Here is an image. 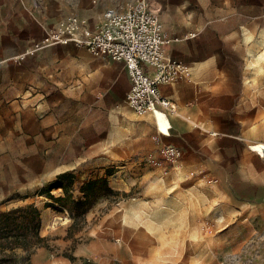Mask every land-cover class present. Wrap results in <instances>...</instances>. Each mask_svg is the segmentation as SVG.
<instances>
[{
    "label": "rangeland",
    "instance_id": "obj_1",
    "mask_svg": "<svg viewBox=\"0 0 264 264\" xmlns=\"http://www.w3.org/2000/svg\"><path fill=\"white\" fill-rule=\"evenodd\" d=\"M133 1L30 0V3L36 2L43 10L52 12L57 24L69 15H77L91 31L85 16L88 6L108 2V8L127 7ZM235 2L151 0L152 9L165 27L177 31L190 29L185 33H169L174 41L184 39L192 29L233 25ZM261 32L246 53V84L248 88H256V99L264 98V57L257 58L264 54V49L256 53L257 42H263ZM41 38L31 39L15 59L23 63L51 47L28 53ZM57 45L84 47L74 42ZM251 51L256 53L254 57ZM53 78L42 73V84L28 83L14 98L37 97L31 106L37 109L47 106L56 90ZM123 87L127 92L130 89L127 81ZM112 99L109 116L97 117L99 111L93 119L94 113L84 104L80 120L88 129L94 123L109 120L117 125L125 120L132 135L142 131L152 141L145 154L132 153L109 163L99 156L94 158L96 153L92 151L83 153L69 148L63 151L59 147L50 152L47 147L42 152L37 144L26 147L17 136L10 138L19 119L12 118L9 110L12 99L1 97L0 211L34 203L42 212L41 234L49 237L50 246L38 247L30 263L264 264V158L241 145H234L231 152H221L223 145L213 139L214 143L188 146L189 152L179 146L182 155L172 161L160 152L167 136L159 131L155 118L135 113L123 94ZM105 106L102 111H107ZM47 113L40 112L38 117L42 119ZM176 115L184 118L179 112ZM252 131L256 139H264V116L253 125ZM261 147L264 156V145ZM84 155L87 160L77 164L78 157ZM63 162H74L77 168L58 173L64 168ZM69 173L73 180L60 177ZM102 177L108 179L116 194L100 197L86 214L84 227L73 231V237L65 238L73 219L67 210L47 207L52 199L42 191L51 183L62 181L77 198L84 182ZM51 193L59 196L64 191L54 189ZM107 228L111 230L107 232ZM66 255H73L74 259Z\"/></svg>",
    "mask_w": 264,
    "mask_h": 264
},
{
    "label": "crops",
    "instance_id": "obj_2",
    "mask_svg": "<svg viewBox=\"0 0 264 264\" xmlns=\"http://www.w3.org/2000/svg\"><path fill=\"white\" fill-rule=\"evenodd\" d=\"M233 1H236L233 8L236 23L192 29L194 36L190 32L168 47L171 57L189 65L190 75L161 85L162 94L176 103L184 118L168 114L170 122L163 111H157V126L161 133H170L164 135L167 142L185 152L193 144L214 143V139L226 146V149L222 146L221 152H231L234 145H241L263 159L264 139H256L252 128L264 116V98L256 99V88H248L246 84V53L261 31L263 42H257L256 53L264 49V0ZM88 7L85 16L91 31H95L109 4L101 2ZM55 18L52 12L30 0H0V101L1 97H10L12 118L19 119L14 122L10 138L17 136L26 147L37 144L42 152L47 147L50 152L59 147L63 151L67 148L83 153L92 151L96 153L94 158L99 156L109 163L132 153L145 154L152 141L142 131L132 135L125 120L117 125L109 120L94 123L89 129L80 120L84 104L94 113L93 119L99 111L97 117L109 116L112 96L127 95L123 82L127 81L129 87L131 79L124 62L74 45L51 46L23 63L15 59L31 39L43 37L57 24ZM189 30L168 29V34ZM256 53L251 51L253 57ZM42 73L53 75L56 84L47 106L38 109L31 106L37 97L14 98L28 83L42 84ZM5 80L6 84L1 83ZM102 106L107 111H102ZM40 112L48 113L40 119ZM154 116L149 113V118ZM86 160L85 155L79 156L77 164ZM63 163L64 168L58 173L77 168L74 162Z\"/></svg>",
    "mask_w": 264,
    "mask_h": 264
},
{
    "label": "built area",
    "instance_id": "obj_3",
    "mask_svg": "<svg viewBox=\"0 0 264 264\" xmlns=\"http://www.w3.org/2000/svg\"><path fill=\"white\" fill-rule=\"evenodd\" d=\"M71 42L86 47L95 55L125 63L131 79L126 100L137 114L156 115L157 111L178 114L176 103L162 94L161 85L189 77L190 68L168 54L174 38L152 9L151 0H134L127 7L106 9L95 31L88 30L77 15H69L47 30L28 53ZM160 152L172 161L182 155L179 146L165 141H162Z\"/></svg>",
    "mask_w": 264,
    "mask_h": 264
},
{
    "label": "trees",
    "instance_id": "obj_4",
    "mask_svg": "<svg viewBox=\"0 0 264 264\" xmlns=\"http://www.w3.org/2000/svg\"><path fill=\"white\" fill-rule=\"evenodd\" d=\"M60 177L71 180L74 178L71 173L60 174ZM54 189H63L64 194L56 196L51 193ZM42 192L52 199L47 207L59 211L67 210L72 217L73 222L65 238L73 237V231L84 227L87 222L86 214L100 197L116 194L106 177L84 182L80 187L81 195L77 198L62 181L51 183ZM41 228L42 212L34 203L0 211V264H13L18 261L31 264V256L38 247L50 246L49 237L41 234ZM66 256L74 259L73 255Z\"/></svg>",
    "mask_w": 264,
    "mask_h": 264
},
{
    "label": "bare ground",
    "instance_id": "obj_5",
    "mask_svg": "<svg viewBox=\"0 0 264 264\" xmlns=\"http://www.w3.org/2000/svg\"><path fill=\"white\" fill-rule=\"evenodd\" d=\"M262 57H264V54L263 53H260L259 55H258V59H260V58H262ZM165 115L168 117V119H169V121H170V118H169V116H168V114H166L165 113ZM155 117V119H156V122H157V124H158V117H157V113H156V115L154 116ZM171 122V121H170ZM173 126H172V123H171V125H170V127H169V129L170 128H172ZM166 135H168V134H166ZM169 135H170V133H169Z\"/></svg>",
    "mask_w": 264,
    "mask_h": 264
}]
</instances>
